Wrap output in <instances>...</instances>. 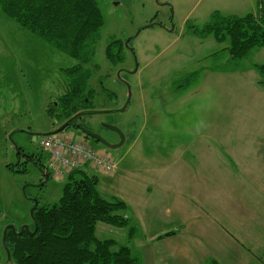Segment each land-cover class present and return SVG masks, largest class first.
Wrapping results in <instances>:
<instances>
[{
    "label": "rangeland",
    "instance_id": "rangeland-1",
    "mask_svg": "<svg viewBox=\"0 0 264 264\" xmlns=\"http://www.w3.org/2000/svg\"><path fill=\"white\" fill-rule=\"evenodd\" d=\"M95 1L102 15V26L95 34L86 64L73 76L67 72L76 64L73 59L56 51L0 9V264H13L7 261L2 245L5 228L14 225L18 233L24 225L31 227L32 199H37V206L55 204L66 182V175L51 173L40 186L43 175L32 163L27 164L26 172H17L24 157L17 154L9 135L13 133V141L25 155L42 153L49 172L50 155L40 144L44 136L21 130L45 133L50 131L53 121V124L61 122L63 119L58 122L47 119V107L60 99L66 85L76 78L86 87L82 95H91L84 109L94 111L81 120L107 142L115 141L116 134L104 125L117 127L124 142L111 150L82 137L80 132L56 136L83 142L116 161L126 154L137 136L145 149L147 144L162 148L152 152L156 158L176 156V147L182 144L180 151L186 148L182 152L187 153L188 143L197 137L212 142L234 159H241L242 168L233 165L235 178L247 189L259 191L257 176H262L263 170L254 163L249 138L258 129L264 130V69L257 68L264 66V47L252 49L242 59H234L229 52V37L225 35L218 40L207 27L215 15L256 16L264 0ZM109 46L114 63L106 55ZM118 71H121L119 78ZM83 75L87 81L79 80ZM128 92L129 104L122 109ZM151 129L158 136H154L155 141H146ZM174 143L178 145L173 148L170 145ZM243 150L247 157L245 170ZM84 171L96 174L89 167ZM98 178L99 192L104 198H118L115 194L119 193L125 199L133 214L130 225L137 226L131 227L135 230L132 233L144 237L148 231L143 227L148 220L141 214V202L156 207L153 202L144 199L142 190L133 184L128 189L129 197L120 193L125 189L109 185L113 178L100 174ZM126 232V228L95 225V236L100 240L110 238L123 244Z\"/></svg>",
    "mask_w": 264,
    "mask_h": 264
},
{
    "label": "crops",
    "instance_id": "crops-1",
    "mask_svg": "<svg viewBox=\"0 0 264 264\" xmlns=\"http://www.w3.org/2000/svg\"><path fill=\"white\" fill-rule=\"evenodd\" d=\"M154 131L150 130L146 141H155L158 133ZM249 140L253 152H248L263 170L262 176L256 175L258 192L235 178L233 165L242 168L241 159L197 137L188 143L187 153L182 152L186 148L180 151L183 144L174 143L170 146L178 145L176 156L156 158L152 152L162 148L147 144L145 149L137 136L118 161L110 157L117 163L114 173L87 166L97 176L113 178L109 185L125 189L120 192L125 196L131 197L128 189L135 185L156 206L141 202V214L148 220L143 228L148 232L144 237L135 233L130 239L129 228L137 226L130 225L133 214L127 208V232L121 245L127 244L140 264L264 263V130L258 129ZM246 158L243 150V170ZM115 195L126 204L119 193Z\"/></svg>",
    "mask_w": 264,
    "mask_h": 264
},
{
    "label": "trees",
    "instance_id": "trees-1",
    "mask_svg": "<svg viewBox=\"0 0 264 264\" xmlns=\"http://www.w3.org/2000/svg\"><path fill=\"white\" fill-rule=\"evenodd\" d=\"M0 9L56 51L73 59L76 64L67 69L71 76L86 64L95 34L102 26V15L95 0H0ZM207 30H211L218 40L228 36L231 57L242 59L252 49L264 47V2H261L256 16L249 14L237 18L215 15ZM106 55L111 62H115L110 46ZM257 68L264 69V66ZM81 78L86 80L84 75L80 81ZM82 85L78 78L70 83L75 88L68 91L63 103L72 108L65 116L88 106L91 95H82L86 88ZM85 98L88 100L86 104ZM25 163L17 172H26ZM65 175L66 182L59 201L49 206H37L33 212L36 224L33 235L7 232L6 246L12 263L140 264L139 257L131 253L127 244L121 245L112 239L100 240L95 236L97 223L115 228L128 225L126 204L116 197L104 198L99 192L96 174L77 169ZM29 229L31 232L34 230L33 221ZM133 231L129 228L128 239Z\"/></svg>",
    "mask_w": 264,
    "mask_h": 264
},
{
    "label": "built area",
    "instance_id": "built-area-1",
    "mask_svg": "<svg viewBox=\"0 0 264 264\" xmlns=\"http://www.w3.org/2000/svg\"><path fill=\"white\" fill-rule=\"evenodd\" d=\"M41 146L49 153V166L54 176H61L72 170L93 167L101 172L112 174L117 164L109 156L98 154L83 142H72L58 136H46Z\"/></svg>",
    "mask_w": 264,
    "mask_h": 264
},
{
    "label": "flooded vegetation",
    "instance_id": "flooded-vegetation-1",
    "mask_svg": "<svg viewBox=\"0 0 264 264\" xmlns=\"http://www.w3.org/2000/svg\"><path fill=\"white\" fill-rule=\"evenodd\" d=\"M71 86L70 85H66V87H65L66 90L63 93L62 97H60V99H58L54 103L51 102L49 104V106L47 107L46 116H47V119L48 120H52L53 119V120H56V122H58L60 119H63L61 122H58L57 124H53V122H54L53 121L51 123L50 131L51 130H54V129H57L58 127H60L65 122H67L70 119H72L75 115H78L76 118L72 119L69 122L68 126L65 127L62 132L76 131V132H80L81 135H82V137L87 138V139H90L89 137L85 136L80 130L83 128L85 130H88V131L93 132L92 129L90 128V126L89 125H86L84 123V121L81 120L85 114H91V113L94 112V111H92L91 108H89L91 110L84 109V108H80V109L76 110L74 113H72L70 116H68V117L65 116L66 114L69 113V111H70V109L72 107L71 108H68L67 107V104L66 103H63V98L65 97L66 94L69 93L68 91H73L74 90L75 87H71ZM80 88H77V89H80ZM87 102H88V100H87V98H85L84 99V103L86 104ZM40 132H42V130L37 131V133H40ZM113 133H115V132H113ZM118 142H119V135L116 134L115 141L110 142V143H115L116 144ZM22 155L24 157V161H26V163H25L26 166H27L28 163H32V165L34 166V168L37 171H39V173L41 171H46V166H45V163H44V156L42 155V153H37L36 155H33V156L31 154H28L29 157H27L26 155H24V153ZM49 177H50V174H49ZM43 180H44V178L42 177L41 180H40V182H43Z\"/></svg>",
    "mask_w": 264,
    "mask_h": 264
},
{
    "label": "water",
    "instance_id": "water-1",
    "mask_svg": "<svg viewBox=\"0 0 264 264\" xmlns=\"http://www.w3.org/2000/svg\"><path fill=\"white\" fill-rule=\"evenodd\" d=\"M149 26H152V25H149ZM137 34H138V33H137ZM137 34H136V35H137ZM130 39H132V38H130ZM130 39H128V40H130ZM125 45H126V46L128 45V41L125 42ZM120 73H121V71H118L117 74H116L118 78L120 77ZM129 97H130V93L128 92L127 99H126V103H125V105H124V107H123L122 109L127 108L128 104H129ZM77 116H78V115H75L72 119L76 118ZM72 119H70L69 121L65 122L64 124H62V125H61L60 127H58L57 129H54V130H51V131H48V132H45V133H30V132H28V131H23V130H21V132L26 133V134L36 135V136H45V137H46V136H53V135H56V134H58V133H61V132L64 130V128L68 126L69 122H70ZM104 126H105L106 129H108V130H110V131H113V132H115L116 134L119 135V142H118V143L115 144V143L107 142L105 139H103V138L100 137L99 135H97V134H95V133H93V132H91V131L85 130V129H83V128H82L80 131H81L85 136H87V137L93 139L94 141L98 142L99 144H101L102 146H104V147H106V148H108V149L114 150V149H118L119 147H121L122 144H123V142H124V135L121 133V131H119V129H118L117 127H115V126H111V125H104ZM12 134H13V133H11V134L9 135V139L12 141L13 147H14V149L16 150L17 154L22 155L23 152L20 151V150L18 149V146H17L16 143L13 141V139H12ZM24 155H25V154H24ZM26 156L29 157L28 155H26ZM40 173H41V174L43 175V177H44L43 182L40 183V186H42V185H44V184L48 181V179H49V174H48L47 172H45V171H41ZM22 191H23V192L25 191V187L22 188ZM32 200H33V206H32V208L30 209V216H31V219H32V221H33V223H34V230L31 232L30 229H29V227H28V225H24V226H22V227L20 228V231L17 233V232H16V229H15V227H14V225H8V226L5 228L4 232H3L2 245H3V248H4V250H5V253H6V257H7V261H8V262L11 261V255H10V252H9L7 246H6V234H7V231L9 230V231L13 232V233L16 234V235H22L24 232H27V233H29L30 235H33V234L35 233V231H36V224H35V222H34L33 212H34L35 209L37 208V199L34 198V199H32Z\"/></svg>",
    "mask_w": 264,
    "mask_h": 264
},
{
    "label": "bare ground",
    "instance_id": "bare-ground-1",
    "mask_svg": "<svg viewBox=\"0 0 264 264\" xmlns=\"http://www.w3.org/2000/svg\"><path fill=\"white\" fill-rule=\"evenodd\" d=\"M43 138H44V137H43ZM48 169H49V170H48L49 172H47L48 174H51V173L54 174V171H53V169H52L50 166H48ZM45 172H46V171H45ZM8 231H9V230H8ZM8 231H7V232H8ZM6 235H7V234H6Z\"/></svg>",
    "mask_w": 264,
    "mask_h": 264
}]
</instances>
